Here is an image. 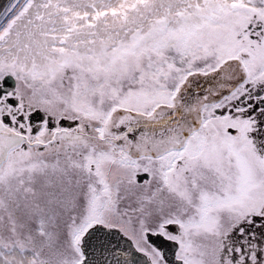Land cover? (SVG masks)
Listing matches in <instances>:
<instances>
[{
    "label": "snow or ice",
    "instance_id": "1",
    "mask_svg": "<svg viewBox=\"0 0 264 264\" xmlns=\"http://www.w3.org/2000/svg\"><path fill=\"white\" fill-rule=\"evenodd\" d=\"M0 264H264V0H0Z\"/></svg>",
    "mask_w": 264,
    "mask_h": 264
}]
</instances>
